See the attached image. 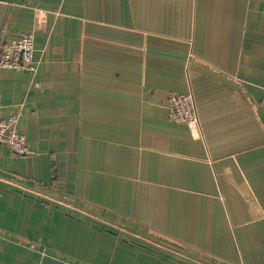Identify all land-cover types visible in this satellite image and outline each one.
I'll return each mask as SVG.
<instances>
[{"label": "crops", "instance_id": "obj_1", "mask_svg": "<svg viewBox=\"0 0 264 264\" xmlns=\"http://www.w3.org/2000/svg\"><path fill=\"white\" fill-rule=\"evenodd\" d=\"M29 33L37 74L0 69L31 150L0 145V264H264V0H0V55Z\"/></svg>", "mask_w": 264, "mask_h": 264}, {"label": "built area", "instance_id": "obj_2", "mask_svg": "<svg viewBox=\"0 0 264 264\" xmlns=\"http://www.w3.org/2000/svg\"><path fill=\"white\" fill-rule=\"evenodd\" d=\"M40 15L39 24H45V14L41 12ZM34 54L35 35L34 33L25 34L3 47L0 55V69L36 75L38 64ZM167 109L173 122L186 124L194 136L196 135L198 115L191 94H171L168 97ZM18 120L17 116L8 119L0 118V145L8 147L16 156L27 157L31 155V150L26 137L18 131Z\"/></svg>", "mask_w": 264, "mask_h": 264}, {"label": "rangeland", "instance_id": "obj_3", "mask_svg": "<svg viewBox=\"0 0 264 264\" xmlns=\"http://www.w3.org/2000/svg\"><path fill=\"white\" fill-rule=\"evenodd\" d=\"M95 222H91L92 224H90V228L95 230V231H103V232H107L110 231V227L103 225V223L98 219V220H94ZM134 245V244H133ZM135 246V245H134ZM136 247H138V244L136 245ZM142 249H144V246L142 245ZM143 251V250H141ZM128 255V253H127ZM137 257H139V254H137Z\"/></svg>", "mask_w": 264, "mask_h": 264}, {"label": "water", "instance_id": "obj_4", "mask_svg": "<svg viewBox=\"0 0 264 264\" xmlns=\"http://www.w3.org/2000/svg\"><path fill=\"white\" fill-rule=\"evenodd\" d=\"M142 246V245H141Z\"/></svg>", "mask_w": 264, "mask_h": 264}]
</instances>
